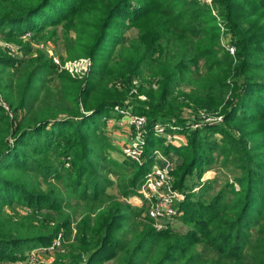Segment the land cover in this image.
<instances>
[{
	"label": "trees",
	"instance_id": "trees-1",
	"mask_svg": "<svg viewBox=\"0 0 264 264\" xmlns=\"http://www.w3.org/2000/svg\"><path fill=\"white\" fill-rule=\"evenodd\" d=\"M133 1L0 0V40L18 47L0 48L11 111L0 107V262L63 231L66 264H264V0H217L234 56L197 0ZM130 26L141 34L126 45ZM56 39L66 59L91 60L87 76L58 71L31 46ZM144 74L158 87L145 79L146 99L130 102ZM117 80L121 89L109 86ZM114 106L147 119L142 164L110 160L103 119ZM201 112L222 121L191 129ZM167 123L185 144L165 145L153 126ZM156 151L180 160L172 176L185 233L156 231L143 207L108 191L138 196ZM214 166L231 178L203 181Z\"/></svg>",
	"mask_w": 264,
	"mask_h": 264
},
{
	"label": "built area",
	"instance_id": "built-area-1",
	"mask_svg": "<svg viewBox=\"0 0 264 264\" xmlns=\"http://www.w3.org/2000/svg\"><path fill=\"white\" fill-rule=\"evenodd\" d=\"M207 5H211L212 0H198ZM220 25V24H219ZM222 30L225 28L222 26ZM28 33L24 35V39L27 38ZM231 55L234 54V47L232 45H227L225 48ZM14 51V50H12ZM54 64L57 66L58 71H67L74 77H83L84 72L88 66V59H78L73 62L60 63L56 58ZM83 64L84 67H76V65ZM0 107H2L6 113L11 115L9 105L5 101L1 91H0ZM116 110H122L125 112L128 109L121 108L120 106H114ZM120 107V108H119ZM122 118L128 117L129 125L135 129L134 134L129 138L127 143L122 148V155L124 158L141 164L143 162L144 147H145V135H146V124L147 119L141 115H128L121 116ZM222 121L221 116H207L204 112L200 113V121H194L189 123L188 126L191 129L200 128L202 125H213ZM153 129L156 134H168L166 131L168 129L176 131L177 127L172 126V124H155ZM171 136H168L170 139ZM175 138V135H172ZM173 167L171 166V161L169 156L163 155L161 152L156 151L154 153V162L150 171L145 175L143 183L139 190V195L142 196L144 206H145V216L151 220L153 227L156 231H163L169 229L171 225L176 222V219L180 216L178 211V204L183 198L182 193L174 188V179L172 176ZM172 227V226H171ZM65 242V239L61 237L59 233L53 240L52 244L48 247L38 248L31 250L30 253L20 259L15 264H42V259L39 257L38 253L53 254L61 248V245ZM60 247V248H59ZM62 249V248H61ZM67 261L61 262L59 264H66Z\"/></svg>",
	"mask_w": 264,
	"mask_h": 264
},
{
	"label": "rangeland",
	"instance_id": "rangeland-1",
	"mask_svg": "<svg viewBox=\"0 0 264 264\" xmlns=\"http://www.w3.org/2000/svg\"><path fill=\"white\" fill-rule=\"evenodd\" d=\"M198 2L200 4H202L203 6L208 7L210 9L211 13H213V15L216 17V24L219 27V30H220L219 34L221 36L220 45H221V47L224 50H226L225 49L226 46L227 45H231V37L228 34V30L223 26V24H224L223 19L219 16V9H218V6L216 4L217 0H212L211 1V5H207V4H205L203 2H200V1H198ZM131 4H132V6H134L135 2L132 0ZM126 23L129 24L128 21H126ZM218 24H220V25H218ZM222 26L225 28L224 30L221 29ZM62 29L63 28H61V26H58L57 30H58V34L60 36H61V33L63 32ZM140 34H141V30L139 28H137L135 26L128 27L127 30L124 33L125 38L127 39L126 45L129 44V42L136 40L139 37ZM70 35L71 36L73 35L72 32L70 33ZM30 39H31V33H28L27 38L23 39V40L27 42ZM31 46H32L33 50H36V49L43 50L47 54V56L50 57V59L56 58L57 60L60 61V63L61 62L65 63V62H68V61H70V62L75 61V60L66 59L67 55H66L65 43L63 41H61L60 39H56V41L46 40V41H42V42H40V41L39 42H31ZM0 48H8L10 50H17L18 49V47L15 46L14 44H12L10 42L1 41V40H0ZM18 52L21 55L20 50H18ZM234 54H235V49H234ZM234 54L232 56H234ZM52 61L54 62V60H52ZM87 64H88V66L86 68V71L84 72V76H87V74L89 73V70H90L91 65H92L91 60H89L87 62ZM76 67L78 68V67H84V66H83V64H80V65H76ZM145 79L150 81L149 84H150V86L153 89H156L158 87V82H157L158 79H156V78L150 79V75L144 74L142 77L137 78V79H135V80H133L131 82V90L129 91V94H128L129 95V97H128L129 99H127V100H129L131 102V101L134 100L133 99L134 97H137L138 100H142V101L146 99V97L144 95L138 94L139 87L141 85L146 86V84H147V82L144 81ZM120 81L119 80L114 81V82L110 83L109 86L110 87L115 86L117 89H121L120 88L121 87V82ZM124 109H128L129 111L124 113V111H122L120 109L116 110L115 107H113V108L110 109V111L105 113V118L103 119L104 122H105V125H106L105 132H106L107 136L109 137L110 142H111V144H112V146L114 148V150L111 151L110 154H109L110 155V160H116L118 162H122L125 159L123 157V155H122V151L121 150H122V148L124 147V145L127 142L125 144H122L120 142V140L117 139V138H121L122 136H126L129 139L135 132V129L129 125L128 117H125L123 122H121V120H120L122 118L121 116L135 115L131 106L124 107ZM182 116L183 117L185 116V117H191L192 118L191 113L187 112L186 110H184V112L182 113ZM171 131H173V130H171ZM173 134L175 135V138H176V136H178L180 139L176 140L175 138H173L172 137ZM169 135L171 136V138L169 137L170 139H168ZM158 136H161V135L159 134ZM162 136L164 137L165 145L172 144V145H174L176 147H179V146H182L183 144L186 143L185 137L183 136L184 137V142H183L182 135H180L179 133H177L175 131H174V133L163 134ZM171 155L172 154L168 155L169 158H170ZM174 158L170 159L171 166L173 167V170H174V168L176 167V165L179 162L178 159H176V158L174 159ZM143 162H144V160H143ZM219 168L220 167H217V166L211 167L204 174L202 180L203 181L204 180H214V181L221 180L222 181V180H225V178H228V179L231 178V174L229 173V171L221 170ZM207 176H209V178H207ZM108 191H109V193H111L113 195H116L118 200L121 201V202H126V203L130 204L131 206H133L135 208L143 207L144 208V212H143L142 216L145 217V206H144V202H143L142 196H140L138 194V196H131V197L127 198V199H122L120 196H118V191H117L116 187H114L113 189H109ZM183 199H184V197L181 199V201ZM17 212H18L19 215H28L27 214L28 212L26 210H24V209L17 208ZM75 216H77V215H75ZM36 217L38 219L42 218V216L38 215V214H36ZM74 225H75V223H72L71 227L72 226L74 227ZM171 226H170L171 229H173V230H175L177 232H180V233H185L186 230H187V228L179 221V217L176 219V222L173 225H171ZM59 233L61 234V237H63L65 239L63 231H61ZM56 236L53 238V240L56 238ZM53 240H52V242H53ZM52 242L49 245H51ZM70 243H71V241H67L65 239V242L61 245L62 249L59 247L60 249L58 251L54 252L53 254L44 255L42 253H38L39 257L42 259V262H43L42 264H59L61 262H64V261H67L68 259H70V245H69ZM49 245L35 246L33 248L25 250L22 253H19V255H18V257H17V259L15 261H13V262H3V263L0 262V264H15L20 259H23L24 256L28 255L31 250L38 249L39 247L40 248L48 247ZM106 264H109V263H106Z\"/></svg>",
	"mask_w": 264,
	"mask_h": 264
},
{
	"label": "crops",
	"instance_id": "crops-1",
	"mask_svg": "<svg viewBox=\"0 0 264 264\" xmlns=\"http://www.w3.org/2000/svg\"><path fill=\"white\" fill-rule=\"evenodd\" d=\"M121 120V122H123L124 121V118H121L120 119ZM126 122V121H125ZM115 138V137H114ZM117 139H119L120 140V142L122 143V144H125L129 139H128V137H126V136H122L121 138H117ZM176 140H179L180 138L178 137V136H176V138H175ZM182 140H183V142H184V137L182 136ZM176 158V159H178V161H180L179 160V158L177 157V156H175L174 154H172L171 156H170V159H173V158ZM174 158V159H175ZM211 172V171H210ZM212 173V172H211ZM213 174V173H212ZM207 178H209V176H207ZM138 206V205H137Z\"/></svg>",
	"mask_w": 264,
	"mask_h": 264
}]
</instances>
